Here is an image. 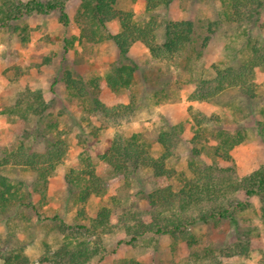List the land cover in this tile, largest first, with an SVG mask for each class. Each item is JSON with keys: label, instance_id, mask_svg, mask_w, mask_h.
I'll return each instance as SVG.
<instances>
[{"label": "rangeland", "instance_id": "1", "mask_svg": "<svg viewBox=\"0 0 264 264\" xmlns=\"http://www.w3.org/2000/svg\"><path fill=\"white\" fill-rule=\"evenodd\" d=\"M146 1L121 0L118 7L131 11L139 23L151 16L193 22L195 50L168 56L162 30L157 32V57L135 43L127 62L137 68L130 89L108 86L115 81L110 66L119 59L111 41L78 42L74 17L80 0H38L44 7L63 6L69 23L61 24L58 12L31 14L25 19L30 37L25 45L0 32V159L20 146L41 151L57 138L68 145L62 163L44 180L30 169L0 166V176L19 182L25 194L24 207L14 205L0 212V241L7 249L23 245L25 261L40 264L68 233L83 238L85 231L77 227H89L101 208L114 222L123 209L147 210L149 194L170 198L181 187L178 174L186 172L193 147L190 139L201 133L207 152L200 162L232 168L241 187L225 204L232 220L196 224L194 247L175 246L169 238L155 236L132 247L126 245L123 233L104 236L101 255L88 264H264V75L255 70L258 96L252 100L234 91L211 102L191 99L198 78L215 77L226 67L238 69L264 55V0H173L167 9L153 14L145 11ZM209 24H213L210 35ZM117 29L116 21L107 25L110 34ZM128 105L134 106V117L120 131L125 139L134 136L150 160L125 180L99 162L114 130L98 128L105 111ZM237 108L240 112L234 116ZM220 131L231 141L239 134L243 137L228 161L217 150L215 134ZM168 134L178 142L179 159L161 162ZM83 159H89L103 180L88 198H81L78 190L69 191L64 180L69 170L84 168ZM243 244L246 251L232 256L233 248Z\"/></svg>", "mask_w": 264, "mask_h": 264}, {"label": "trees", "instance_id": "2", "mask_svg": "<svg viewBox=\"0 0 264 264\" xmlns=\"http://www.w3.org/2000/svg\"><path fill=\"white\" fill-rule=\"evenodd\" d=\"M8 0H0V32L15 37L20 44L29 42L28 25L25 21L31 14L49 15L59 13V22L69 23L65 8L56 4L44 7L38 0L22 4ZM121 0H80L74 17L78 30V42L98 45L111 41L115 46L119 59L110 66V73H115V81L109 83L111 89H130L134 86L136 66L128 62L130 48L139 43L143 45L152 57H157L160 44L157 32L164 34V47L168 56L180 54L185 49L195 50L197 37L196 28L190 21H171L165 18L157 19L151 16L147 21L139 23L133 18L131 11L118 7ZM173 0H147L145 11L153 14L167 9ZM20 7L22 10L18 11ZM117 22L115 34L107 31V25ZM213 24L207 27V34H212ZM69 47L72 43L67 41ZM264 75V55L251 59L240 68L226 67L215 77H200L199 85L191 99L198 102H211L225 92L234 91L248 100L255 99L256 92L253 79L255 70ZM236 109L234 116L239 114ZM133 105L116 106L104 112L100 119L98 131L108 128L114 130L110 147L98 157L113 174L128 179L135 173V168L148 165L150 156L146 148L136 143L135 137H123L120 131L123 123H129L134 117ZM43 121V119H41ZM47 127H54L49 124ZM201 133H195L190 144L191 156L186 159V172L178 174L180 189L170 198L160 200L155 195L145 197L147 210L123 209L114 222L108 219V211L101 208L89 227H77L85 231L83 238H72L68 233L53 252L48 250L40 264H88L101 255L102 237L123 233L128 239L126 245L135 247L146 236L167 237L173 245L180 243L194 247L196 236L192 229L198 224H207L213 219H231L226 208L227 200L240 190L232 168L219 167L214 162L202 163L200 157L207 152V140ZM230 140L227 133L220 131L215 134L218 140V152L221 158L228 161L229 152L242 140ZM164 149L160 156L161 162L178 160V142L171 134L165 136ZM68 151L65 139L57 138L47 142L41 151L29 146H20L0 159V166L13 169H30L38 174L39 179H45L47 174L57 168L64 160ZM123 161L120 163V161ZM84 168L80 171L69 170L65 175V183L69 191L78 190L81 198L94 194L102 179L96 174L94 165L89 159L82 160ZM19 182H11L7 177L0 176V212L4 213L14 205L24 207L25 194ZM232 220V219H231ZM88 238L91 241H88ZM121 244V243H119ZM246 245H236L231 255L243 254ZM24 246L17 245L12 249L5 248L0 241V264H30L24 259ZM122 264H133L131 261Z\"/></svg>", "mask_w": 264, "mask_h": 264}]
</instances>
